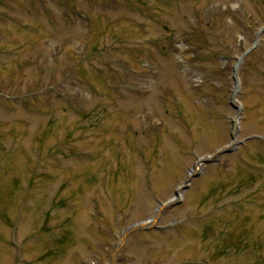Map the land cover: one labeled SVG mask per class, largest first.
<instances>
[{"label": "rangeland", "instance_id": "obj_1", "mask_svg": "<svg viewBox=\"0 0 264 264\" xmlns=\"http://www.w3.org/2000/svg\"><path fill=\"white\" fill-rule=\"evenodd\" d=\"M263 25L264 0H0V264H264Z\"/></svg>", "mask_w": 264, "mask_h": 264}, {"label": "water", "instance_id": "obj_2", "mask_svg": "<svg viewBox=\"0 0 264 264\" xmlns=\"http://www.w3.org/2000/svg\"><path fill=\"white\" fill-rule=\"evenodd\" d=\"M264 30V25L259 29L258 32ZM256 43V42H255ZM249 50H246L242 55L241 57L238 59V62L240 61V59L242 58V56L248 52ZM238 91V83L235 82V89L233 90V93H232V96L230 98V104L233 106V96L234 94H236V92ZM238 109V112L236 113V116H234L231 120L232 122V128L235 127V117H237L239 115V111H240V107L237 108ZM232 137V141L231 143H229L228 145L224 146V147H221L220 149L216 150L214 153L216 152H224V151H229L230 149L228 148L229 146H233L234 142H233V136L231 135ZM213 156V155H211ZM211 156H208L207 158L205 159H201V160H197L194 165H193V169L195 170V167H196V164L198 162H201V163H207V162H211L212 159H211ZM195 174H189L186 179H185V184L183 186H177L176 189L174 190V196L168 200H166L165 202L163 203H160L157 208H156V214H155V217L154 218H151V219H148L146 221H141V222H135V223H132L131 225H129L125 231L121 234V238L120 240L118 241V243L116 244L115 246V252L117 250V248L124 242L125 238L128 236L129 233H131L132 231H135V230H147L151 227H153L155 225V222L157 221L158 217H159V214L160 212L166 208L167 206L169 205H176L180 202V191L185 189L187 187V183L188 181L190 180V178L192 176H194ZM114 264V262H113Z\"/></svg>", "mask_w": 264, "mask_h": 264}]
</instances>
